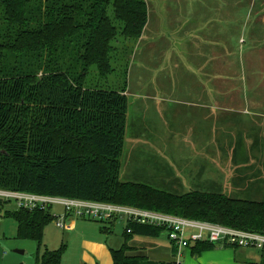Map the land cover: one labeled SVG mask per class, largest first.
Returning a JSON list of instances; mask_svg holds the SVG:
<instances>
[{"label": "trees", "instance_id": "obj_1", "mask_svg": "<svg viewBox=\"0 0 264 264\" xmlns=\"http://www.w3.org/2000/svg\"><path fill=\"white\" fill-rule=\"evenodd\" d=\"M109 9L126 38L141 37L147 15L142 0H0V191L129 207L264 235V202L119 179L124 89L86 82L92 67L102 76L110 71L117 30ZM2 204L0 199V211ZM2 216L38 249L53 218L49 207H16ZM163 231L126 222L122 245L110 249L112 264H174L154 262L130 244L135 236L157 238ZM214 246L202 241L191 247L200 253ZM259 251L264 264V248ZM62 255V247L44 249L35 264H61Z\"/></svg>", "mask_w": 264, "mask_h": 264}, {"label": "rangeland", "instance_id": "obj_2", "mask_svg": "<svg viewBox=\"0 0 264 264\" xmlns=\"http://www.w3.org/2000/svg\"><path fill=\"white\" fill-rule=\"evenodd\" d=\"M142 2L146 5L147 15L146 25L139 39L126 38L123 35L124 25L116 21L113 18L111 10H108L111 23L117 30L116 38L110 42V46L112 47V52L108 57L110 71L102 76L97 72L95 67H92L86 78V82L90 87L114 90L124 89V94L127 98V120L121 157L122 168L120 169L119 179L124 182L153 184L150 181H142V178L147 180L152 179V174L157 171V168H155L157 163L161 164L166 170L176 168L170 167V161L165 155L166 150L171 149L173 151L170 143L155 145L146 143L150 140L155 142L158 139V135L162 136V131H165V129L156 126L151 118L153 110L157 109V106L155 108L151 106L152 101L153 104L156 102L154 96L151 95L152 90L158 91L166 88H175L177 90L186 86L217 87L220 93L218 97L220 104L233 103L237 105L240 102L264 103V80L225 79L223 78L225 74L222 72L225 66L222 64H219L218 76L214 78L215 73L211 70L210 64L205 62L202 64L203 68L202 66L198 68L194 64V61H197V64L202 62L203 55L199 59L192 53H196L195 49L198 46L204 47L202 49L203 52L213 55L215 48L223 49L225 48V44H229L231 48H235V46L246 48L252 42L257 45H263L264 14H262L261 28L259 26L253 28V24L258 25V22L254 20L257 17V15L255 16V12L261 6L259 2L256 8H252L248 2L241 6L243 3L241 0H234L233 9L235 10H233V15L229 17H227V14L223 15L222 10L224 9L225 13L226 10H229V15L232 7L225 9V4L221 0H142ZM161 7L168 9V11L165 9L166 14L162 12ZM217 8L219 9L218 16L215 11ZM262 9V12H264V0L262 1ZM232 17L235 23L244 24L242 30L241 26L235 27L238 34L233 36L228 29L229 27L226 26L227 23L231 22ZM210 21H213V24L215 22L216 27L213 28V31L206 30L205 27ZM194 25L198 26L194 27ZM180 30H186V32L183 33ZM200 30L202 33H194ZM254 36L255 38L253 39ZM194 37L197 41H193ZM179 39L183 41L184 47L182 48L180 46L182 41L179 43ZM219 53H221V50ZM179 63L182 65L180 66ZM238 64L243 75H245L247 69L246 62ZM208 67L209 70L207 69ZM181 70L188 71V73L193 74L196 78L200 74L198 71L201 70L202 84L200 81L196 82L181 78ZM246 75L248 76L249 74L246 73ZM262 77H264V74H262ZM243 87L253 89V94L243 97L238 92L229 93L233 89L236 91L235 89ZM158 103L160 102L157 101ZM146 106L149 109H145L144 107ZM139 113H142L146 118H143L141 121L134 119ZM252 122L255 123V121ZM171 129L173 130L174 128L172 127ZM227 130L228 128H225V121H220V135ZM167 139L170 141L169 136ZM167 139L165 137V141ZM224 145V143H220V147ZM252 145H247V147L251 148L253 147ZM206 146L204 144L202 148ZM256 150L251 155H256L258 160H249L248 158L247 160L251 164V171L254 172L251 175L259 173V177V175L262 176L261 171H256L264 168L261 154L262 150H264V145H260V151ZM237 152L236 164L244 165L245 160H240V155L243 156L244 151L242 152V150L237 149ZM219 169H223L221 165ZM137 173L142 176L138 177L135 175ZM238 180L243 183V186L237 184ZM247 180L235 178L233 179L234 182L224 181V183L218 184H204L201 188L206 192L221 193L236 199L261 201L259 192L262 188L258 184H247ZM155 185L158 186L157 183ZM187 185L186 182L185 185L183 184L185 190L183 192H187ZM159 189L170 191V188L166 185H160ZM57 199L64 198L57 197ZM3 202L5 203L2 204L3 210L13 211L16 209L17 204L14 199H10L9 201L3 200ZM48 207L53 218L44 229V238L39 249L35 241L20 239L17 236L15 221L10 217L4 218L2 216L3 210L0 211V264H35L37 252L41 254L44 249L55 251L61 247L63 249L61 264H93V258L84 250V239H101L108 251L112 248H119L123 243V233L126 227L124 220L115 219L113 221L99 222L87 217L69 218L76 220L77 226L75 232L68 234L66 230L56 227V220H59L58 216L62 215L63 207L58 203H54ZM100 227L109 228L110 231L100 232ZM139 238L144 239L145 237ZM156 239L166 242L167 232H161ZM133 242L143 243V240L135 239ZM221 248L236 252L232 260L234 264H254V262L260 260V251L257 249H240L229 246H221ZM179 262L183 264L182 260H179Z\"/></svg>", "mask_w": 264, "mask_h": 264}, {"label": "crops", "instance_id": "obj_3", "mask_svg": "<svg viewBox=\"0 0 264 264\" xmlns=\"http://www.w3.org/2000/svg\"><path fill=\"white\" fill-rule=\"evenodd\" d=\"M221 1L225 4V9L232 7L229 15V10H226L225 13L223 9V15L227 14V17L233 15V10H235L233 9L234 0ZM241 1L243 2L241 6L248 2L252 8H256L258 2L260 3L261 6L255 12V16L257 15V17L254 20L258 22V25L253 24L252 27L262 26V14H264V12H262L263 0ZM165 9L168 11L166 7H161L164 14L167 13ZM215 11L218 16L219 9L217 8ZM222 24L225 26L224 23ZM197 26L198 25H194V27ZM226 26L229 27L228 29L233 36L238 34L235 27L241 26L242 30L244 24L235 23L232 17L231 22L227 23ZM205 27L206 30L213 31V28L216 27L215 22L213 24V21H210ZM180 31L183 33L186 32V30ZM194 33L200 34L202 31L200 30ZM188 35L190 38V33ZM254 38L255 36L253 39ZM181 41L182 39H179V43ZM193 41H197V39L194 37ZM180 46L181 48L184 47L183 41L180 43ZM203 48L204 47L198 46L197 49H195L196 53L192 52L193 55L197 56L199 59H201L203 55L201 59L203 61L199 62V64H197V61H194V64H196L198 68H201L202 64L205 62L210 64L211 70L215 73L214 78L218 76L219 64H222L225 66L224 71H222L225 74V76H223L225 79L264 80V77H262V74H264V44L257 45L252 42L250 46L246 48L235 46L236 50L233 47L232 49L229 44H225V48L223 49L215 48L213 55L211 53L208 55L207 52H203ZM220 50L221 53H219ZM245 62L247 67L246 73L249 74L248 76L246 73L243 75L238 64H244ZM179 65L181 66L182 64L179 63ZM207 69L209 70V67ZM181 71V78L194 80L196 82L200 81L202 84L201 70L198 71L200 74L197 78L186 70ZM235 90L236 91L233 89V91H229V93L238 92L239 95L247 97L254 92V90L249 87ZM151 95L156 99V105L153 104L152 101L151 106L153 108L157 106V109H154L151 114L152 121L155 122L156 126L165 129V131H162V136L158 135V139H156L155 142L150 140L146 143H152L153 145L170 143L173 151L168 149L165 155L170 161V167H174L177 170L173 168L166 170L161 164L157 163L155 166L157 171L152 174L153 178L150 180L142 178V181H150L153 184H143L150 185L156 189H159L160 185H166L170 188V192L182 191L183 193V191H185L183 188L185 182L188 184V190L186 191H203L201 186L204 184H218L224 183V181H233L235 178H243L248 179L247 184H258V186L262 188L260 189L259 195L262 199L261 202H264V168L256 171H261L262 176L259 175L258 177L259 173L251 175L254 172L251 171V164L249 163V160H258V157L256 155L252 156L251 153H254L255 149H257L256 151H260V145H264V103L253 104L250 102H240L237 105L233 103L220 104L218 99L220 93L217 87L204 88L202 86H186L177 90L175 88H166L158 91L152 90ZM157 101L160 103L157 104ZM144 108L149 109L148 106ZM143 118L146 117L142 113L134 117V119L139 121ZM220 121H225V128H228V130L221 135L219 133ZM252 121H255L257 124ZM172 127L174 128L173 130L171 129ZM176 127H178V129H176ZM164 136L166 139L169 136L170 141L169 139L165 141ZM220 143H224L225 145L220 147ZM204 144L207 146L202 148ZM247 145H252L253 147L250 148L247 147ZM237 149L242 150V152L244 151V155H240V160H245L244 165L236 164L238 156ZM261 154L262 161H264V150H262ZM247 158L249 160H247ZM220 165L223 168L222 170L219 169ZM262 165L264 166V162ZM135 175L138 177L142 176L139 173ZM227 177H229V179H227ZM156 183L158 186L155 185ZM237 184L243 186V183L239 180ZM66 223L70 225V228L66 230L68 234L75 232L77 226L76 220L67 218ZM139 237L141 236H135L130 244L136 248L142 249L144 254L154 262L172 263L177 259L182 260L183 264H234L232 260L236 252L223 249L221 245L218 244H215L212 250L200 253L194 252L192 247H190L189 249L182 250L180 257H178L177 252H175L168 240L162 242L158 241L156 238L145 237L141 239ZM135 239L143 240V243H134L133 241ZM83 242L84 250L93 258V264L94 261L95 264H112L110 250H107L105 243L101 239H84ZM261 260L260 254V260L254 262V264H260Z\"/></svg>", "mask_w": 264, "mask_h": 264}, {"label": "built area", "instance_id": "obj_4", "mask_svg": "<svg viewBox=\"0 0 264 264\" xmlns=\"http://www.w3.org/2000/svg\"><path fill=\"white\" fill-rule=\"evenodd\" d=\"M0 199L9 201L14 199L18 208L34 209L46 208L58 203L63 207L62 215L56 220V227L67 230V218H90L99 222L113 221L115 219L126 222L139 223L164 228L170 244L177 249V255L192 245L206 241L223 247L251 248L261 250L264 248V235L248 231H242L230 227L207 222L187 220L168 214L143 211L129 207H117L114 205L96 203L83 200L57 199L27 195L22 193L0 191ZM57 218V217H56ZM130 231L127 230V233ZM174 264H180L175 260Z\"/></svg>", "mask_w": 264, "mask_h": 264}]
</instances>
